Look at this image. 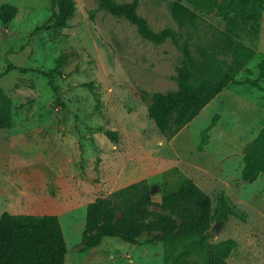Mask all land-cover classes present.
I'll list each match as a JSON object with an SVG mask.
<instances>
[{"label":"rangeland","instance_id":"1","mask_svg":"<svg viewBox=\"0 0 264 264\" xmlns=\"http://www.w3.org/2000/svg\"><path fill=\"white\" fill-rule=\"evenodd\" d=\"M170 1L138 0L137 12L155 31H179L197 57V47H207L225 21L217 13L204 14L195 28L180 27ZM2 4L17 11L10 22L0 20V88L12 100V124L0 129V184L17 213L59 216L64 264H163L155 232L132 244L105 237L92 248L81 235L88 202L142 178L156 191L171 167L208 193L212 208L223 190L247 212L244 222L231 216L211 228L212 242L236 240L228 261L264 264V176L242 178L246 146L264 126V9L258 38L246 41L255 47L254 56L233 83L167 139L147 108L153 92L177 88L174 76L183 55L170 39H144L97 0H74L68 26L56 31L37 30L52 14L50 0ZM216 113L209 142L199 151L200 133ZM106 130L116 131V142Z\"/></svg>","mask_w":264,"mask_h":264},{"label":"trees","instance_id":"2","mask_svg":"<svg viewBox=\"0 0 264 264\" xmlns=\"http://www.w3.org/2000/svg\"><path fill=\"white\" fill-rule=\"evenodd\" d=\"M99 7L136 26L144 39L162 44L170 39L182 51V63L174 79L176 90L153 92L147 108L148 117L167 139L189 123L218 93L235 81L255 54L251 45L258 38L264 0H171L172 17L180 27L197 26L204 14H219L225 21L207 47H197L194 57L191 45L179 31L165 27L153 30L147 19L137 12L138 0L118 3L97 0ZM52 14L37 26L53 29L68 26L75 10L74 0H50ZM16 8L0 6V20L10 22ZM249 42H246V41ZM223 55L229 56V60ZM264 77V62L261 63ZM12 100L0 88V129L8 128ZM219 114L200 133L198 150L209 142L210 130ZM117 141L116 131L104 132ZM264 176V126L247 144L243 155L242 178L252 181ZM156 194V195H155ZM156 205L160 211L149 207ZM246 221L247 212L232 202L222 190L212 208V199L179 168L171 167L161 174L156 191L145 178L119 187L86 205L81 241L85 247L98 246L103 238H118L135 243L144 233L155 232L153 239L161 244L163 264H231L228 257L237 246L234 238L212 242L213 224H223L229 217ZM67 245L56 214L0 215V264H64Z\"/></svg>","mask_w":264,"mask_h":264},{"label":"crops","instance_id":"3","mask_svg":"<svg viewBox=\"0 0 264 264\" xmlns=\"http://www.w3.org/2000/svg\"><path fill=\"white\" fill-rule=\"evenodd\" d=\"M1 186H2V184H0V192L2 193V196H1L0 200H3L6 204L3 205L2 203H0V204H2V208H1L2 210H0V215L4 211L10 212L12 214H27V213H17L18 207L15 205L14 202L13 203H10V201H6L5 196H4V191L2 190V187ZM8 196H7V198H8Z\"/></svg>","mask_w":264,"mask_h":264},{"label":"water","instance_id":"4","mask_svg":"<svg viewBox=\"0 0 264 264\" xmlns=\"http://www.w3.org/2000/svg\"><path fill=\"white\" fill-rule=\"evenodd\" d=\"M210 234H211V235H213V234H214V232H213V231H210Z\"/></svg>","mask_w":264,"mask_h":264}]
</instances>
